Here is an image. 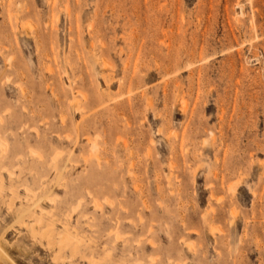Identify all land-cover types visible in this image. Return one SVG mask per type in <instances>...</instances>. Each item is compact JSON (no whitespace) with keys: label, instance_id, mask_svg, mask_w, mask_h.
Listing matches in <instances>:
<instances>
[{"label":"rangeland","instance_id":"rangeland-1","mask_svg":"<svg viewBox=\"0 0 264 264\" xmlns=\"http://www.w3.org/2000/svg\"><path fill=\"white\" fill-rule=\"evenodd\" d=\"M0 264H264V0H0Z\"/></svg>","mask_w":264,"mask_h":264}]
</instances>
